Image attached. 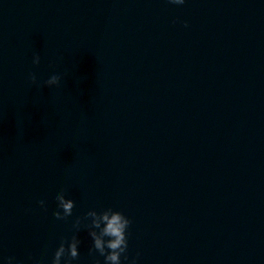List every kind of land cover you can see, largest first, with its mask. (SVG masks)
Masks as SVG:
<instances>
[{
  "label": "clouds",
  "instance_id": "1",
  "mask_svg": "<svg viewBox=\"0 0 264 264\" xmlns=\"http://www.w3.org/2000/svg\"><path fill=\"white\" fill-rule=\"evenodd\" d=\"M168 2L171 4L183 5L185 0H168ZM185 26H187V22H185ZM32 62L34 65H39L40 56L38 54L34 55ZM28 79L31 84H37V78L34 73H29ZM60 82L61 76L59 74H53L44 82V84L47 87H53L59 86ZM56 201L58 203L59 210L53 213L55 219L67 220L73 213L75 206L74 201L71 199H66L63 191L57 193ZM44 203L45 202L43 200L39 201L41 207H44ZM88 216H97V211L91 210L87 212L85 217ZM101 218L106 223L101 235L110 237L111 239L105 243V241L101 239V236L96 235L95 232H89V235L94 241L93 249L98 251L100 255L104 256L105 264H121V256L122 254L126 253L128 248L126 230L131 224V221L122 212L114 211L111 208L102 211ZM79 224L80 218H77L74 227L78 228ZM95 227L98 228L99 223H95ZM79 244L80 240L75 235H73L70 242L67 243V248L65 247V243L61 242L54 253L52 264H61L62 258L64 259V264H72V261L77 259L79 256L77 248ZM106 249L108 250L107 252ZM91 251L92 250L90 249V252ZM124 259H128L127 255H124ZM13 260L14 258L9 257L7 259V264H13ZM131 264H135V260H133Z\"/></svg>",
  "mask_w": 264,
  "mask_h": 264
}]
</instances>
